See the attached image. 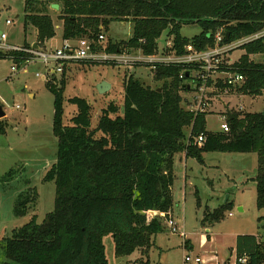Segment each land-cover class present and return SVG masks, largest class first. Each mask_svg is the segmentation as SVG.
Returning a JSON list of instances; mask_svg holds the SVG:
<instances>
[{"label": "trees", "instance_id": "1", "mask_svg": "<svg viewBox=\"0 0 264 264\" xmlns=\"http://www.w3.org/2000/svg\"><path fill=\"white\" fill-rule=\"evenodd\" d=\"M52 1L26 0L25 33L33 28L39 43L56 36ZM60 8L63 39L89 38L96 42L95 51L107 53L143 49L153 54L166 32L181 54L188 43L198 49L213 45V35L221 29L226 36L230 33L226 42L264 29V0H63ZM113 21H131L132 36L98 44L100 33ZM185 24L200 25L201 33L183 36ZM241 48L245 53L234 65L245 76L239 92L261 96L264 63L252 56L264 53V36ZM7 55L15 60L26 57L22 52L0 51V57ZM183 70L178 65H158L154 78L163 84L155 88L131 75L124 82L123 105L110 101L95 117L88 98L69 97L67 102L75 109L66 120V79L46 83L54 94L58 149L57 160L43 180L55 182V207L41 223L31 220L4 239L7 260L3 264H109L104 243L109 235L116 257L150 249L164 227L156 213H168L175 205L178 153L201 164L209 152L256 153L257 205L264 209V111L235 110L228 119L229 132L207 130L210 113H195L183 105L181 92L188 90L180 78ZM5 132L0 125V133ZM201 134L206 138L199 145L196 139ZM13 176L10 171L2 178L8 182ZM37 196L33 188L20 194L15 215H26ZM230 206L227 200L220 208L206 210L203 224L220 222ZM235 258L236 264H242L241 258H246V264H264V242L258 235H238Z\"/></svg>", "mask_w": 264, "mask_h": 264}, {"label": "rangeland", "instance_id": "2", "mask_svg": "<svg viewBox=\"0 0 264 264\" xmlns=\"http://www.w3.org/2000/svg\"><path fill=\"white\" fill-rule=\"evenodd\" d=\"M62 1L53 0L52 4L60 5ZM25 4L26 0H0V30L8 34L9 43L22 45L36 39L33 28L30 27L25 33ZM60 10L52 7L50 10L55 26L60 25L53 41L57 46L61 43L63 27L58 19ZM8 19L13 22L12 25L6 23ZM201 30L198 24H185L181 34L191 38L200 34ZM102 33L105 35L103 45L109 39L115 42L128 40L133 33V23L113 21L108 30L103 29ZM169 39L173 41V37L168 38L164 32L159 39L162 47L159 50H163ZM132 53L133 56L140 54L138 50ZM244 53V49L239 47L230 50L228 57L237 61ZM252 58L264 63V53ZM88 60L83 59L67 66L64 73L55 80L58 83L61 78L66 79L65 120L75 109V105L67 102L69 97L78 95L88 98L95 117L100 108L110 101L123 105L124 82L131 75L153 88L163 84L155 80L154 71L149 66L106 64L103 60L95 63ZM11 65L10 60L0 63V107L6 112L0 119V125L6 127V132L0 133V264L7 260L4 239L11 237L13 231L31 220L41 223L46 214L54 210L56 196L55 182L43 180L47 170L57 160L58 138L53 132L54 94L48 90L44 78L34 75L36 71H43V66L33 64L27 74L22 71L11 74ZM102 81L112 85L104 95L97 91ZM181 94L183 98H189L188 93L182 91ZM224 101L232 109H242L243 112L264 111V92L257 97L236 94L225 97ZM17 105L21 108L18 109ZM214 109L207 116L206 125L207 130L217 132L221 130L223 120L220 113L225 106L218 103ZM10 171H14L12 180L4 182L2 177ZM175 172V215L172 210L169 212L178 222L179 231L185 232L186 237L174 234L161 217L163 231L155 237L150 249L116 257L114 240L109 235L104 243L110 264H186L183 261L186 249L184 244H188L189 239L195 245L194 249L189 250L193 255H217L221 261L231 264L235 259L234 247L238 235H258L264 242V219L261 218L264 209L258 208L254 180L257 175L256 153L209 152L205 154L203 164L192 157H183L182 163L175 167ZM31 188L37 192V201L26 215L16 216L14 208L18 196ZM227 200L231 206L226 210L225 218L213 225H206L210 229L209 233L206 232L202 222L206 210L220 208Z\"/></svg>", "mask_w": 264, "mask_h": 264}, {"label": "built area", "instance_id": "3", "mask_svg": "<svg viewBox=\"0 0 264 264\" xmlns=\"http://www.w3.org/2000/svg\"><path fill=\"white\" fill-rule=\"evenodd\" d=\"M8 25H12V21L8 19L6 21ZM60 28V25L56 26V29ZM264 36V29L245 36L243 38L226 42L225 30H219L214 37L213 45L207 46L205 49H198L195 44L188 43L184 47V52L177 54L173 49L174 42L170 39L163 46V50L158 49L153 54L144 53L143 49H137L140 54L133 56L132 50H124L117 53H107L103 51H95L94 44L96 42L89 38L80 39H63L60 46L53 47L48 45V41L45 43H39L38 41L29 45H17L9 43L8 34L1 31L0 34V51L2 53H9L12 51L22 52L26 54V57L19 58L17 60L14 57L7 55L6 58L0 57V63L4 60H10L12 65L10 67L11 74L23 72L27 74L29 72L30 65L40 64L44 67L43 71H36L35 77H42L49 81H54L56 78L64 73L65 67L75 64L83 59H89L88 61L103 60L106 64H125L128 66H149L155 73V70L159 66H171L178 65L184 67V70L180 74V78L184 79L185 85L188 90L184 92L188 93L186 99L184 98L186 109L197 112H213L215 103H221L225 106V109L220 114L222 115L223 123L221 124V130L223 132H229V114L226 110V106L233 111L242 109H232L229 104L225 103V97H233L239 92V87L245 81V76L237 68L234 67L238 61H232L228 55L230 50L241 48L244 44L257 40ZM169 38V36H168ZM105 35L100 33L98 37V44L103 43ZM174 40V39H173ZM37 44V48L34 45ZM104 46V45H103ZM162 47H160L161 49ZM135 62V63H132ZM136 67V66H135ZM185 71H188L185 79ZM11 76H7V78ZM223 84L221 86L220 84ZM20 109L21 106L17 105ZM5 111V110H4ZM6 113V112H5ZM205 135L201 134L197 137L196 142L199 145L205 140ZM157 216L163 217L166 221V225L169 226L174 234H179L182 237H186V233L179 231L178 222L170 212H157ZM232 215V213L230 214ZM186 248L183 261L186 264H206L203 257L200 255H193L189 251L188 245L184 244ZM240 262L246 264V258H241ZM236 264V258L233 263Z\"/></svg>", "mask_w": 264, "mask_h": 264}, {"label": "crops", "instance_id": "4", "mask_svg": "<svg viewBox=\"0 0 264 264\" xmlns=\"http://www.w3.org/2000/svg\"><path fill=\"white\" fill-rule=\"evenodd\" d=\"M1 31V30H0ZM35 37H36V33H35ZM54 39H55V37L53 38V39H51V40H49L48 41V43L50 44V45H52L53 47H57V45H54V43H53V41H54ZM34 42H36V39L34 40V41H31L29 44H31V43H34ZM61 43H62V36H61ZM61 43H60V45H61ZM30 96L31 97H34V94L33 93H30ZM215 105H217V103H215ZM215 109H213L212 111H214ZM222 112H223V110H222ZM212 113V112H211ZM183 157H187V155L185 154V153H178V154H176V156H175V167L177 166V165H179V164H181L182 163V161H183ZM185 168H186V166H184ZM185 173H186V169H185ZM176 174H177V172H175V177H176ZM185 177H186V175H185ZM44 178V177H43ZM173 196H174V187H173ZM175 197V196H174ZM174 202H175V199H174ZM172 212L174 213V215H175V211H174V207H173V209H172ZM206 232H210V229H209V227H206ZM107 237V236H106ZM105 237V238H106ZM104 238V239H105ZM189 242H188V248L187 249H194V247H195V245H194V243H193V241L191 240V239H189L188 240ZM187 250L185 249V252H186ZM185 252H184V255H185ZM234 253H235V247H234ZM200 256H202V255H200ZM184 257V256H183ZM203 257V259H204V261H205V263L206 264H209V263H211V262H213V261H215V263L214 264H222V262H224L223 260L221 261L220 259H219V257L217 256V255H211V256H207V255H203L202 256ZM227 260V259H226ZM225 260V261H226ZM109 261V260H108ZM109 264H110V262H109Z\"/></svg>", "mask_w": 264, "mask_h": 264}, {"label": "water", "instance_id": "5", "mask_svg": "<svg viewBox=\"0 0 264 264\" xmlns=\"http://www.w3.org/2000/svg\"><path fill=\"white\" fill-rule=\"evenodd\" d=\"M51 7H52L53 9H56V10H59V9H60V5L57 4V3H53V4L51 5ZM0 34H1V31H0ZM229 35H230V33L228 32V33H227V36H226L227 39L229 38ZM34 47L37 48V44H35ZM111 88H112V85H111L108 81H102V82H100V83L98 84V86H97V91H98V93H99L100 95H104V94H105L107 91H109ZM159 91H160V88H159ZM226 110H227V112H228L230 118L232 119V118H233L232 110H231L230 108H228L227 106H226ZM5 115H6V113H5L4 109H3V107L1 106V107H0V119H2ZM241 210H242V209H241Z\"/></svg>", "mask_w": 264, "mask_h": 264}]
</instances>
